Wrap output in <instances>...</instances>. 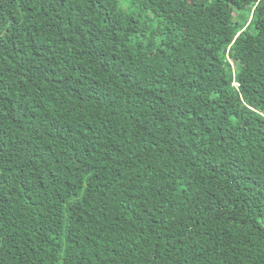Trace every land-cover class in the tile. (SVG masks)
Returning a JSON list of instances; mask_svg holds the SVG:
<instances>
[{"label":"trees","instance_id":"16d2710c","mask_svg":"<svg viewBox=\"0 0 264 264\" xmlns=\"http://www.w3.org/2000/svg\"><path fill=\"white\" fill-rule=\"evenodd\" d=\"M0 264H264V0H0Z\"/></svg>","mask_w":264,"mask_h":264}]
</instances>
